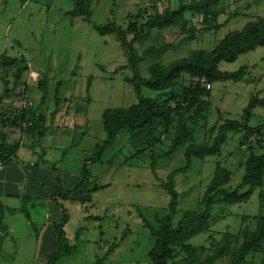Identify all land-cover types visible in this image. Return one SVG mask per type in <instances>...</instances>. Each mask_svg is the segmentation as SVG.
I'll return each mask as SVG.
<instances>
[{"label":"rangeland","instance_id":"obj_1","mask_svg":"<svg viewBox=\"0 0 264 264\" xmlns=\"http://www.w3.org/2000/svg\"><path fill=\"white\" fill-rule=\"evenodd\" d=\"M90 1L91 20L99 25L113 20L123 28L128 19L135 16L143 22L151 11L150 8L145 13L149 3L146 0ZM178 1L158 0V3L164 7L168 3L175 8ZM154 2L151 7L159 10L157 1ZM72 8L71 0H0V54L22 55L29 66L23 77L25 85H19L15 91L26 86V102L33 106L39 104L42 95L39 80L45 75L47 96L39 112H44L45 119L51 122L61 111L62 127L66 121L64 118L70 114L76 123L69 128L55 129L52 126L49 129V132L62 134L59 140H49L58 143V148L52 152V161L59 168L70 171L81 170L96 143L104 138L102 112L106 108L124 107L136 101L129 81L132 70L122 67L127 58L119 42L111 34L97 33L82 17L68 15ZM217 8L219 15L215 23L221 24L217 30H206L200 16L186 12L176 25L155 29L135 42L136 51L142 54L149 46L158 48L165 43L176 44L186 35L189 26L196 29L194 39L170 47L159 56H143L138 68L140 75L148 76L152 62L167 64L194 49L209 51L227 32L240 29L249 20L264 17V0H223ZM131 37V34L127 35L128 39ZM240 67H244V72L239 80L204 84L210 91L207 99L209 108L199 119L188 122L192 131L191 142L206 139L209 128L225 120L241 121L249 98L252 95L264 97V46L240 54L234 61L218 63L221 71L233 72ZM9 79L12 80L11 76ZM180 80L187 84L189 77L183 76ZM2 90L0 79V94ZM142 93L145 96L157 94L148 88H142ZM22 99L14 96V104H20ZM256 128H260L261 134L252 132L251 129ZM5 131L7 139L13 141V130ZM67 132L72 134V146L64 138ZM263 138L264 106H256L245 127L228 133L220 155L195 159L189 169L177 173L174 180L179 196L177 210L172 215L173 223L183 211L200 207L216 161L231 171V179L225 187L233 190L241 181L243 163L249 152L264 153V144L257 143ZM168 146L169 141L163 140L145 153L133 156L136 149L128 143L126 131L118 133L116 142L104 150L100 161L90 164L96 183L104 187L92 193V200L85 204L64 202L69 216L64 228L69 242L76 248L73 254L64 256L57 264H95L96 258H103V264L150 263L147 252L155 239L144 221L157 227L154 217L168 212V194L160 187V182L170 171L184 164L183 148L171 157L162 156ZM155 154L160 155L155 165L156 177L150 169L151 156ZM259 214H264V183L247 199L214 205L209 230L187 241L196 248L194 264H201L215 248L221 246L225 234L229 243L227 252L213 264H228L231 252L241 242L242 229H254ZM114 243L117 244L114 251L104 257L108 247ZM263 252L264 240L258 251L246 256L243 264H262ZM184 255L185 252L177 248L170 264H177Z\"/></svg>","mask_w":264,"mask_h":264},{"label":"trees","instance_id":"obj_2","mask_svg":"<svg viewBox=\"0 0 264 264\" xmlns=\"http://www.w3.org/2000/svg\"><path fill=\"white\" fill-rule=\"evenodd\" d=\"M73 8L67 12L71 17H82L100 35L111 34L119 42L124 50L127 62L124 68L132 70L129 79L133 85L136 101L124 107L106 108L101 115L104 138L96 143L91 155L85 159L79 174V182L72 189H64L59 175L53 189L54 203L61 210L60 222L53 224L56 234V249L46 260L45 264H56L64 256L75 252V245L68 240L65 231V224L68 221V213L62 202L66 195L79 196L82 201L90 200V194L104 187L96 184L90 169V164L100 161L106 148L116 142L118 133L126 131L128 143L136 150L133 156L148 151L154 145L160 144L163 140L169 141L167 151L162 156L171 157L178 149L183 148L184 164L170 171L166 179L160 182V187L168 194V212L163 216H155L157 227L144 221L149 228L150 235L154 237V244L148 250L149 264H170V261L177 254V248L185 252L177 264H194L196 261V248L187 243L193 236L209 230L210 218L214 205L227 202L235 203L249 198L256 188L262 187L264 183V153L249 152L243 163L244 173L241 181L233 190H227L226 184L231 179V171L223 166L220 161L215 162L214 172L203 196L200 200V207L195 210H185L181 217L174 224L172 215L177 210L179 193L175 189L174 177L177 173L184 172L191 167L195 159L203 160L208 156H218L222 145L226 142L228 133L245 127L251 117L252 110L256 106H264V97L258 98L252 95L242 111V120H225L216 126L209 128L206 139L200 142H191L192 131L188 122L196 121L209 108L210 91L205 83L214 81H236L241 78L244 67L233 72L221 71L218 69L220 61H234L240 54L264 46V17L247 21L240 29L227 32L215 45L207 51L194 49L188 55L176 58L167 64L152 62L148 67V76L144 77L139 73V63L143 56H159L170 47H177L194 39L196 29L189 26L184 35L176 44L165 43L158 48L147 47L142 54L136 51L134 43L143 36L149 35L153 30H162L176 25L186 12L201 17V22L206 30L219 29L221 24L215 23L219 15L217 8L223 0H179L175 8L166 7L162 11L153 9L152 0H146L147 9L151 11L146 14L143 22L135 16L128 19L125 27H121L115 21L105 24H95L91 20L90 0H71ZM131 34L130 39L127 35ZM29 69L24 56H10L0 54V79L3 90L0 94V163L5 164L16 158V152L21 146V140L9 142L5 134L11 130H19L23 135H31L35 142L43 137L46 130L45 117L39 112L47 96L46 76L39 80V88L42 91L39 104L27 105V88L23 86L17 92L19 85H25L23 77ZM11 76L12 80L9 79ZM183 76L189 77L187 84L180 79ZM90 77L88 78V80ZM142 88L151 89L157 94L145 96ZM23 98L20 104H14L13 98ZM26 102V103H25ZM257 135L261 134L260 128L251 129ZM213 133H215L213 135ZM252 135V133H249ZM248 138V137H247ZM257 143L264 144L263 141ZM32 148V147H31ZM160 155H152L150 169L155 174V165ZM54 171H58L54 165ZM246 188L244 192L242 189ZM64 195V196H63ZM3 207L0 205V220ZM26 216L29 215L26 213ZM76 230V236L79 234ZM264 240V214L256 217L254 229L244 227L241 231V242L231 252L228 264H243L246 256L256 252ZM228 236L225 234L224 243L215 248L201 264H213L214 261L225 255L228 246ZM117 244L108 247L105 255L114 251ZM264 264V252L261 259ZM95 264H103V258H96Z\"/></svg>","mask_w":264,"mask_h":264},{"label":"crops","instance_id":"obj_3","mask_svg":"<svg viewBox=\"0 0 264 264\" xmlns=\"http://www.w3.org/2000/svg\"><path fill=\"white\" fill-rule=\"evenodd\" d=\"M160 5H157L159 11L170 7L168 3L165 7ZM59 113L51 122L45 119L46 130L39 142H35V135H23L16 130L11 133L13 141L7 139L9 142L21 140V146L13 161L0 163V205L3 207L0 220V264H45L56 249L53 224L60 222L61 218V210L54 203L52 195L56 178L59 175L63 188L68 190L78 184L80 174V169H61L52 161V152L58 148V143L49 140H59L62 134L49 132V129L52 126L55 129L69 128L76 124L70 114L64 118L66 121L62 127L61 111ZM64 135L66 142L72 146L71 132ZM52 165L58 171H54ZM91 195L87 201H82L78 195H66L64 199H58L63 205L68 201L85 204L92 200ZM4 254H7L6 258Z\"/></svg>","mask_w":264,"mask_h":264},{"label":"built area","instance_id":"obj_4","mask_svg":"<svg viewBox=\"0 0 264 264\" xmlns=\"http://www.w3.org/2000/svg\"><path fill=\"white\" fill-rule=\"evenodd\" d=\"M154 1H158V0H152V3H153ZM26 104H27V105H31V103H29V102L26 103Z\"/></svg>","mask_w":264,"mask_h":264}]
</instances>
